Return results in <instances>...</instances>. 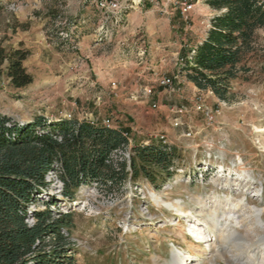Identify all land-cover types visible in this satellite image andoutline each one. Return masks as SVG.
<instances>
[{"label": "rangeland", "instance_id": "obj_1", "mask_svg": "<svg viewBox=\"0 0 264 264\" xmlns=\"http://www.w3.org/2000/svg\"><path fill=\"white\" fill-rule=\"evenodd\" d=\"M101 1L0 0V45L28 50L24 65L34 78L22 89L0 78V116L19 123L36 116L110 120L112 128L129 131L126 154L135 144L177 151L174 176L160 188L144 178L120 188L83 186L69 202L50 179L46 194L61 200L59 211L74 212L76 263L171 264L173 253H181L188 264H237L222 253L217 230L207 228V210L216 198L223 209L226 197L245 198L239 212L245 226L235 236L255 242L264 236V212L248 215L264 211V29L248 55L249 71L221 100L182 73L185 54L206 38L216 15L207 0H192L186 14L184 0H113L116 8ZM164 77L178 80L163 87ZM153 194L179 203L187 215L158 205ZM198 228L209 233L205 243L195 241ZM251 256L242 263L264 264V245Z\"/></svg>", "mask_w": 264, "mask_h": 264}, {"label": "trees", "instance_id": "obj_2", "mask_svg": "<svg viewBox=\"0 0 264 264\" xmlns=\"http://www.w3.org/2000/svg\"><path fill=\"white\" fill-rule=\"evenodd\" d=\"M206 4L216 15L206 38L190 57L185 54L182 73L196 88L228 100L233 84L249 71L248 55L257 31L264 29V0ZM29 56L22 47L0 45V78L7 77L16 89L32 84L24 65ZM128 134L77 118L49 121L36 116L19 123L0 116V264H77L74 212L59 211L61 200L46 194L51 171L62 184V200L69 202L76 201L83 186L120 188L144 178L160 188L173 178L175 147L135 144L127 158ZM40 203L44 209L35 206Z\"/></svg>", "mask_w": 264, "mask_h": 264}, {"label": "bare ground", "instance_id": "obj_3", "mask_svg": "<svg viewBox=\"0 0 264 264\" xmlns=\"http://www.w3.org/2000/svg\"><path fill=\"white\" fill-rule=\"evenodd\" d=\"M239 170L243 173H247L246 166L244 164H242L239 167ZM152 198L158 205H162L163 203H165L160 197H158L155 194L152 195ZM244 200L245 198H241V199L239 198V199H236L234 202H232L230 201V198L226 197V204H225L224 209L222 208V205L224 202H222L219 198H216L214 200L213 206L208 207V204L204 203V206L208 207L207 212L212 215L211 220L210 218H208L211 222L207 228L217 230V237L218 239L222 240V242L220 243L223 246L222 253L227 252L228 254H230L231 261L237 264H249L248 261L246 263H242V259L246 257V259L250 260L252 258L251 255L255 251L257 246L261 244L264 245V236L258 242H255L253 239L247 240V239H244L243 237L235 236V232H236L235 229L237 227L245 226L244 224L245 220L239 216V212L242 211L244 207L243 206ZM165 205L167 207L172 208L177 214L187 215L188 213L182 208V206L179 203L177 204L165 203ZM222 209L224 211L223 213H220ZM262 212L264 211L263 210H251L249 211L248 215L257 217V215L261 214ZM197 230L200 232H194V234H197L196 237L198 239H201L202 243H205L206 242L205 239L208 237L209 233H207L205 230L201 232L202 228H198ZM180 234H182V232H180ZM231 237H233V239L229 241V238ZM197 247L201 248V246H197ZM195 248L196 247L194 246L192 247V249H195ZM199 252H202V250H200ZM188 258L187 256L185 257L181 253H173V259H172L171 264H188L186 262Z\"/></svg>", "mask_w": 264, "mask_h": 264}, {"label": "built area", "instance_id": "obj_4", "mask_svg": "<svg viewBox=\"0 0 264 264\" xmlns=\"http://www.w3.org/2000/svg\"><path fill=\"white\" fill-rule=\"evenodd\" d=\"M105 1V3L109 4V6L112 8H116L117 5L116 3L113 2V0H102L101 1V6L102 7H105V3H103ZM181 6H182V13L183 14H186V13H189L191 12V10L193 9L194 7V3L192 2V0H184L183 3H181ZM177 80L178 78L175 77ZM175 78H171V77H164L161 81H160V84L161 86L163 87H170L171 85L175 84ZM153 94V89L152 88H145L144 90V96L146 97H150L152 96ZM91 123L93 124H96L98 123L97 121H90ZM103 125L107 126V127H111V121L110 120H104L102 122ZM160 141H162V143H167L166 139H165V136H161ZM126 157L129 158L128 154H126ZM50 179H53L55 181H57V183L59 184L60 188L62 187V184L60 183V181L57 179L56 175H55V172L51 171L49 172L48 176H47V181L50 182ZM33 221V219H31ZM30 221V220H29Z\"/></svg>", "mask_w": 264, "mask_h": 264}]
</instances>
